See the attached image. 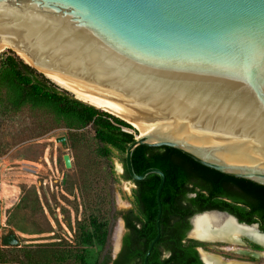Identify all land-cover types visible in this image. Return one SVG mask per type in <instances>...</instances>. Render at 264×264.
I'll return each instance as SVG.
<instances>
[{
  "label": "water",
  "instance_id": "water-1",
  "mask_svg": "<svg viewBox=\"0 0 264 264\" xmlns=\"http://www.w3.org/2000/svg\"><path fill=\"white\" fill-rule=\"evenodd\" d=\"M10 44L39 72L133 117L146 131L126 152L132 180L161 177L158 233L144 264L161 235L166 177L159 168L135 171L138 146L173 147L204 166L264 185V0H0V47ZM64 162L72 167L69 154ZM212 212L264 238L258 222L210 209L190 217L188 239L213 244L191 236L193 218ZM118 219L124 230L113 259L128 231L123 216ZM243 238L264 248L243 235L239 248ZM18 242L14 233L3 239L8 246ZM216 244L219 252L210 253L222 264H254L226 257L225 240ZM197 250L209 264L205 248ZM263 252L233 254L258 258Z\"/></svg>",
  "mask_w": 264,
  "mask_h": 264
},
{
  "label": "trees",
  "instance_id": "trees-1",
  "mask_svg": "<svg viewBox=\"0 0 264 264\" xmlns=\"http://www.w3.org/2000/svg\"><path fill=\"white\" fill-rule=\"evenodd\" d=\"M18 55L11 51L0 64V88L7 90L14 106L29 105L48 110L63 120L68 128L89 127L97 139L100 155L112 172L114 158H117L124 166L122 177L132 180L126 167V152L139 130L115 114L76 98ZM133 165L138 174L149 168H159L166 177L161 192V235L147 264H204L197 250L203 243L187 238L190 217L197 212L227 211L242 222H259L264 230L262 184L204 166L169 146H138L133 153ZM132 182L136 185L133 207L114 210L112 215V223L122 215L128 229L118 256L113 259L111 253V227L95 216L90 221L92 231H86L82 236V243L95 246V253L83 250L75 254L73 257L78 264H144L149 246L158 233L157 190L161 177L150 173L145 179ZM249 242L253 247L261 248ZM46 251L34 253L13 246L0 248V263L59 264ZM54 254L60 261L66 258L61 253Z\"/></svg>",
  "mask_w": 264,
  "mask_h": 264
},
{
  "label": "rangeland",
  "instance_id": "rangeland-1",
  "mask_svg": "<svg viewBox=\"0 0 264 264\" xmlns=\"http://www.w3.org/2000/svg\"><path fill=\"white\" fill-rule=\"evenodd\" d=\"M11 51L18 55L6 49L0 53V64ZM65 154L71 157V168L65 165ZM123 173L124 166L117 158L112 172L89 127L68 128L48 110L29 105L17 108L7 90L0 88V196L5 206L0 248L13 246L34 253L47 250L59 264H78L75 254L83 250L95 253V246L83 244L82 236L92 231L90 221L96 216L111 227L112 253L118 226V217L112 223L113 212L134 204L135 186ZM11 233L19 242L5 245L3 239ZM243 239L246 245L242 247L264 250ZM203 244L199 246L219 252L216 243ZM54 253L66 258L60 261ZM228 253L229 258L264 264L263 254L254 259L234 255L237 251Z\"/></svg>",
  "mask_w": 264,
  "mask_h": 264
},
{
  "label": "bare ground",
  "instance_id": "bare-ground-1",
  "mask_svg": "<svg viewBox=\"0 0 264 264\" xmlns=\"http://www.w3.org/2000/svg\"><path fill=\"white\" fill-rule=\"evenodd\" d=\"M9 48L13 49L15 52H17L19 54V56L22 57L27 62L31 63L35 67H38L21 50H19L17 47H15L12 44L4 45V46L0 47V53L6 49H9ZM51 80H53V79H51ZM53 81L55 83H57L58 85L62 86L64 89H67L70 92H72L80 100L86 101L87 103H91L94 106L102 108L105 111H108L112 114H115L116 116H118V117L128 121L129 123L133 124L134 127L136 126L141 131V132L139 131V134L140 133L141 134L146 133L144 128L133 117H131V116H129V115H127L121 111H118V110H116V109H114V108H112L106 104H103L99 101H96L94 99H91V98H88V97L83 96L81 94H78L76 92H73L70 89L66 88L65 86L61 85L60 83L56 82L55 80H53ZM253 229H254V227L235 226L234 222L231 219H229L225 216H222L220 214L212 212V213H205V214L197 215L193 218V230L191 232V236L196 237V238H200V239H205V240H208L210 242L212 241L213 243H216L217 240L223 239L226 241L227 245L221 249H223L225 251L241 252V250H244L245 248H239L238 247V245L242 244V242L239 241V236L243 235V237H249V238H252L254 240H260L261 242L264 243V238L262 236H258L254 232ZM123 230H124L123 229V223L120 219H118V226L116 228L115 236H114L115 249H117L119 247V244L121 242V237L123 234ZM205 250L208 251L207 249H205ZM206 251H204V250L202 251V253H203L202 256H203L204 260H206L209 264H222L217 256L210 253L211 251H209V252H206ZM261 254L264 255V252ZM261 254H259V255H261ZM239 264H249V263H239Z\"/></svg>",
  "mask_w": 264,
  "mask_h": 264
},
{
  "label": "built area",
  "instance_id": "built-area-1",
  "mask_svg": "<svg viewBox=\"0 0 264 264\" xmlns=\"http://www.w3.org/2000/svg\"><path fill=\"white\" fill-rule=\"evenodd\" d=\"M4 216H5V206L2 197L0 196V229L4 225Z\"/></svg>",
  "mask_w": 264,
  "mask_h": 264
},
{
  "label": "flooded vegetation",
  "instance_id": "flooded-vegetation-1",
  "mask_svg": "<svg viewBox=\"0 0 264 264\" xmlns=\"http://www.w3.org/2000/svg\"><path fill=\"white\" fill-rule=\"evenodd\" d=\"M193 194H190V196H192ZM259 223V222H258ZM259 225H260V228H261V224L259 223ZM247 242H249L250 240L248 239V240H246ZM250 243V242H249ZM254 243V242H253ZM245 245H246V242H245ZM250 245H252L251 243H250ZM262 248V247H261ZM258 250V249H257ZM259 250H261V249H259ZM241 257H243L244 258V256H241ZM250 258H252V257H250ZM256 257H254V259H255ZM258 258H260V257H258ZM245 261H248V260H245ZM251 262H253L254 264H258V263H256L255 261H251Z\"/></svg>",
  "mask_w": 264,
  "mask_h": 264
}]
</instances>
